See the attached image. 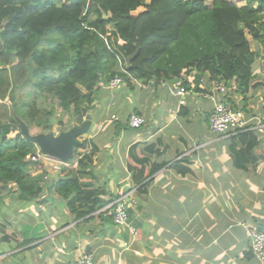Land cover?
<instances>
[{"label":"trees","instance_id":"obj_1","mask_svg":"<svg viewBox=\"0 0 264 264\" xmlns=\"http://www.w3.org/2000/svg\"><path fill=\"white\" fill-rule=\"evenodd\" d=\"M205 1L0 0V218L13 209L4 204V193L28 206L41 196L57 206L54 199L43 197L50 184L78 220L110 204L101 200L94 180L85 177L96 178V148L89 141L76 147L77 172L62 179L46 170L41 160L30 158L40 148L23 137L22 126L32 128L36 98L55 99L81 125L92 115L99 88H108L116 76L131 89L154 79L173 84L180 78L192 89L193 82L207 76L209 81L235 83L244 96L249 93L259 53L252 51L248 36L264 47V0H244L243 6L229 0H212L208 6ZM111 36L127 59V71L120 69V59L109 46ZM184 50L191 53L189 58L182 57ZM191 70L196 71L192 82L184 77ZM14 134L16 139H10ZM232 139L235 164L246 169L258 138L250 131ZM146 146L144 150L136 144L128 158L132 189L138 193L146 192L148 181L165 167L155 165L151 155L156 151L151 143ZM90 147L89 153H78ZM11 236L20 244L16 235Z\"/></svg>","mask_w":264,"mask_h":264},{"label":"crops","instance_id":"obj_2","mask_svg":"<svg viewBox=\"0 0 264 264\" xmlns=\"http://www.w3.org/2000/svg\"><path fill=\"white\" fill-rule=\"evenodd\" d=\"M238 1L231 0L243 6ZM248 39L252 51L260 56L262 46L253 37ZM259 65L258 57L249 93L243 97L233 90L231 94L236 104L249 105L254 123L263 124L264 82L257 75ZM191 73L190 82L196 71ZM200 85L201 79L193 82L195 94L183 106L171 82L154 79L148 85L137 83L129 91L106 85L98 90L95 99L100 97L105 104L100 109L93 107L94 124L82 140L96 148L92 172L96 178L91 179L101 190L102 201L128 195L134 232L116 226L106 209L76 219L50 184L46 189L51 190L43 197L58 205L39 212L40 205L34 203L32 208L21 202L35 222L27 221L21 227L22 234L16 235L20 244L11 237L0 240V264H77L84 251L93 256L94 264H261L251 252V242L253 229H264V130L255 131L259 144L246 158L248 167L238 168L233 139L210 131L214 106L201 96ZM104 113L108 115L105 125L97 124ZM134 113L145 118L139 130L128 124ZM114 114L120 122H111ZM200 129L199 138L192 131ZM235 142L239 151V140ZM150 143L156 151L152 161L165 167L148 181L146 192L138 193L132 189L128 158L136 144L146 150ZM91 147L83 154L92 151ZM39 199L41 204H51L43 202L42 196Z\"/></svg>","mask_w":264,"mask_h":264},{"label":"built area","instance_id":"obj_3","mask_svg":"<svg viewBox=\"0 0 264 264\" xmlns=\"http://www.w3.org/2000/svg\"><path fill=\"white\" fill-rule=\"evenodd\" d=\"M262 29H264V23L262 24ZM260 50V65L257 70V75L264 82V47H261ZM191 76L192 73L188 76V81H190ZM124 82L122 77L116 76L110 81L108 88L111 90L124 89V86H127ZM172 85L173 93L179 97L178 102L182 106L186 105L188 97L195 94L192 92V89L184 86V80L182 78L176 80ZM200 88L203 91L201 96L213 103L214 107L209 117V126L210 131L217 137L232 138L241 133L264 130V123H254V117L241 109L242 106L236 104V101H232L234 96L231 92L233 90L237 91V87L229 88L226 83L209 81V77H204L201 78ZM120 120L118 115L114 114L111 117V122L117 123ZM128 124L133 130H139L145 125V118L134 113L130 116ZM58 163L63 166L67 164L60 161ZM59 169L61 170V167ZM127 202L128 195L122 194L117 199L110 201V204L105 209L109 211L112 221L116 226L129 227L134 232L135 230L130 225ZM251 252L259 262H263L262 264H264V229H253ZM83 254L77 264H94L92 255H88L85 251Z\"/></svg>","mask_w":264,"mask_h":264},{"label":"rangeland","instance_id":"obj_4","mask_svg":"<svg viewBox=\"0 0 264 264\" xmlns=\"http://www.w3.org/2000/svg\"><path fill=\"white\" fill-rule=\"evenodd\" d=\"M229 1H231V0H229ZM238 2L241 5H244L245 1L240 0ZM205 3L208 6H211L212 0H206ZM253 5L255 7H257V3H254ZM251 36L252 35H249L248 38L253 37V36L252 37ZM115 41H117V39H115L112 36L108 38L109 46L115 51V53H117V55L120 59V69L123 71H127L129 68V65L127 64V59L124 56H122V54L120 53L119 45L114 43ZM252 44L253 43L251 42V45ZM182 55H183L182 57L189 58L191 56V53L187 50H184ZM125 84L127 85V86H124L125 89L127 88L126 91H129L130 89H129L128 84L127 83H125ZM27 91H28V89L24 93L25 96H26ZM20 92L22 93L23 91H20ZM242 96L245 97L244 95H242ZM101 98H103V95L101 96ZM125 98L126 97H122L120 100H123ZM17 99H18V96H17ZM24 99L26 100V98H24ZM97 100H98L97 104L95 102L93 107L94 106L96 107L97 105H99V109H100L101 107L104 106L105 103L102 101V99L100 101V97ZM243 102H244V99H243ZM36 103H37V108H38V110L36 109L37 110V113H36L37 117L34 120V124H33L32 128L29 129L32 135H39L41 133H44V129L46 127H48V128L50 127L51 131L48 133L47 132H45V133L58 136L62 133H66V131H70L71 129L76 128L77 126H81V125L87 123V119L85 118L84 122L81 125L76 124V120L73 119L70 114H67L63 110L62 106L55 99L51 98V99L45 100L44 98L38 97V98H36ZM241 103H242V101L239 100V104H241ZM241 106H242L241 109H243L247 113L250 112L251 109H250L248 104L247 105L241 104ZM29 107H31V104H29ZM10 108H11V106H10ZM2 109L4 110L5 106L2 107L1 110ZM91 113H93V108H92ZM50 114H52L53 116H50ZM49 117L51 118V120H49L50 119ZM195 117H197V115H195ZM200 117H201V114H200ZM107 119H108V115H107V113H104V114H102V116L99 119H97L98 121H96V119H95V121L97 122V124L105 125V122ZM52 120H54V122L51 126ZM88 124L90 127H92L94 124V121L91 119V121H89ZM201 131H203V130L200 129V131H192V132L195 135L199 136V138H200V134L202 133ZM17 135L18 134L11 135L10 139H16ZM82 140H83V137L80 139V141H82ZM193 147H195V146H193ZM84 152L85 151L83 149L78 151V153H82V154ZM115 155H116V151L114 152V156ZM38 159H40L43 163H45L46 170H52V171L59 172L58 179L59 178L62 179L63 177L69 176L71 173H76L78 170L77 161L79 160V156H77L75 158V160H71V161L67 162L66 166L60 165L58 163V160L51 158V157H48V156H45V155H40V157ZM59 167H61V170L59 169ZM85 177H86V179H91V176H85ZM3 197H5L4 198V204L7 205V207L13 208L11 210L12 212L10 214H7L8 218H3V217L0 218V227L5 226L3 229L0 228V231H2L4 233V234H0V240L1 239L8 240L9 237H12L11 236L12 234L17 235V236L21 235L22 234L21 233V227L24 226L27 221L31 222L34 220H33L32 214L29 215L28 211L24 212L26 207L24 208V205L21 204V201L12 200V198L10 196L6 195V193L3 194ZM41 201H42V199L35 201V204L40 205V207L38 208L39 212H41V210L44 211L45 209L49 210L50 208L53 207L52 204H50V203L41 204L40 203ZM31 207L33 208L36 206H34V204H32ZM45 212H47V211H45ZM24 214H25V216H22ZM72 215L76 216L74 213ZM7 232H9V233H7ZM51 234H52V232H51ZM83 249H85V248H82L81 250H83ZM19 264H21V263L19 262Z\"/></svg>","mask_w":264,"mask_h":264},{"label":"water","instance_id":"obj_5","mask_svg":"<svg viewBox=\"0 0 264 264\" xmlns=\"http://www.w3.org/2000/svg\"><path fill=\"white\" fill-rule=\"evenodd\" d=\"M132 59L133 57L128 58V62H131ZM228 86L232 88V84ZM86 119L87 123L58 136L45 133L32 135L29 128L23 125V137L37 145L46 156L62 162H69L73 160L76 155V147L81 137L89 131L88 122L91 121L92 116L88 115ZM33 156L37 157L38 155L34 154L32 157Z\"/></svg>","mask_w":264,"mask_h":264},{"label":"clouds","instance_id":"obj_6","mask_svg":"<svg viewBox=\"0 0 264 264\" xmlns=\"http://www.w3.org/2000/svg\"><path fill=\"white\" fill-rule=\"evenodd\" d=\"M206 77H207V76H206ZM230 84H232V86H233L234 83H230ZM228 87H229V86H228ZM81 126H82V125H81ZM77 127H79V126H77ZM84 135H85V134H84ZM82 137H83V136H82ZM82 137H81V138H82ZM79 142H80V141H79ZM81 150H82V149H81ZM36 155H38V156H37V157H35V156L32 157V156H31L32 158H31V157H30V158H31V159L34 158L33 160H40V159H38V158L40 157V155H45V154H43V153L41 152V149H40ZM45 156H46V155H45ZM56 160H57V159H56ZM58 161H59V160H58ZM60 162H62V161H60ZM63 163H67V162H63ZM49 171H50L51 173H56V175L59 174V172H57V171H52V170H49ZM57 177H58V176H57ZM45 180H46V179H45ZM111 201H112V200H111Z\"/></svg>","mask_w":264,"mask_h":264}]
</instances>
